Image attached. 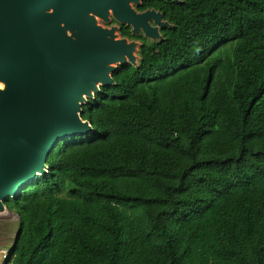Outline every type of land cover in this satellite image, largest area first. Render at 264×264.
<instances>
[{"label":"trees","instance_id":"16d2710c","mask_svg":"<svg viewBox=\"0 0 264 264\" xmlns=\"http://www.w3.org/2000/svg\"><path fill=\"white\" fill-rule=\"evenodd\" d=\"M145 8L162 39L138 37L137 66L83 106L93 132L6 201L23 221L9 262L264 264V0Z\"/></svg>","mask_w":264,"mask_h":264},{"label":"water","instance_id":"95a60500","mask_svg":"<svg viewBox=\"0 0 264 264\" xmlns=\"http://www.w3.org/2000/svg\"><path fill=\"white\" fill-rule=\"evenodd\" d=\"M141 1L0 0V213L49 173L60 141L93 132L83 106L115 84L120 67L137 66L141 44L100 21L162 39L170 24L160 11L138 13Z\"/></svg>","mask_w":264,"mask_h":264},{"label":"rangeland","instance_id":"374dc122","mask_svg":"<svg viewBox=\"0 0 264 264\" xmlns=\"http://www.w3.org/2000/svg\"><path fill=\"white\" fill-rule=\"evenodd\" d=\"M118 37L121 38L120 33H118ZM135 41L142 43L139 40ZM8 207L4 213H0V261L5 257L11 258L12 249L16 245L17 237L23 227L20 213L17 210L11 211ZM9 264H13V260Z\"/></svg>","mask_w":264,"mask_h":264},{"label":"flooded vegetation","instance_id":"af4514ba","mask_svg":"<svg viewBox=\"0 0 264 264\" xmlns=\"http://www.w3.org/2000/svg\"><path fill=\"white\" fill-rule=\"evenodd\" d=\"M146 0H142L141 2H142V4H141V6L143 5V3L145 2ZM171 2H173V1H171ZM174 3H176V2H174ZM140 6V7H141ZM140 7H137V12L138 13H143V12H146V11H148V10H153V8H145V9H140ZM155 10V9H154ZM157 11V10H156ZM162 13V12H161ZM163 20L164 21H166V22H168L166 19H165V17H164V15H163ZM169 23V22H168ZM100 24L103 26V27H105V28H112V27H117V31H116V33L118 34V33H120V35H121V37H124V38H127V39H129V40H139L140 42H142V40H140L138 37H140V38H145L144 37V35H143V33H141V35H139L138 37L137 36H134L133 35V33H132V29H131V27H128V26H126V25H122V24H120V23H118L113 17H111V21L109 22V23H106V22H104V21H100ZM151 24L154 26V22L152 21L151 22ZM170 24V23H169ZM167 27H169V26H167ZM123 28H127L128 30H129V33H130V38H128V37H125L124 36V34H123ZM166 28V27H165ZM164 28H161V30H160V33H162V30H163ZM162 35V34H161ZM138 38V39H137ZM142 44V43H141Z\"/></svg>","mask_w":264,"mask_h":264},{"label":"clouds","instance_id":"9594fccd","mask_svg":"<svg viewBox=\"0 0 264 264\" xmlns=\"http://www.w3.org/2000/svg\"><path fill=\"white\" fill-rule=\"evenodd\" d=\"M10 258V257H9ZM9 258H8V260H9ZM8 260H1V263L3 264L5 261H7V263L6 264H8Z\"/></svg>","mask_w":264,"mask_h":264},{"label":"built area","instance_id":"2783aa9c","mask_svg":"<svg viewBox=\"0 0 264 264\" xmlns=\"http://www.w3.org/2000/svg\"><path fill=\"white\" fill-rule=\"evenodd\" d=\"M4 260H8V257H5Z\"/></svg>","mask_w":264,"mask_h":264}]
</instances>
